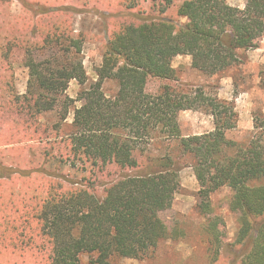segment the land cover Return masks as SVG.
I'll return each mask as SVG.
<instances>
[{
    "label": "trees",
    "instance_id": "16d2710c",
    "mask_svg": "<svg viewBox=\"0 0 264 264\" xmlns=\"http://www.w3.org/2000/svg\"><path fill=\"white\" fill-rule=\"evenodd\" d=\"M150 1H181L175 14L187 21L177 23L171 16L138 21L134 14H123L134 22L115 19L97 79L91 82L80 56L82 34L52 25L53 32L26 52V92L9 97L6 87L2 92L6 120L14 121L13 136L21 146L15 159L0 163L5 170L0 172L4 180L0 184L8 181L28 188L27 198L33 196L34 221L28 219L39 242L36 264H81L83 254L90 264H111L113 257L140 258L171 237L159 214L171 207L180 188L181 164L171 153L172 142L180 157L191 158L202 213H208L213 191L230 188L229 207L239 214L240 224L235 240L245 245L239 264H264V133H254L243 144L227 138L226 132L238 121L235 105L203 87L146 88L149 78H176L172 60L177 55H190L192 67L208 75L239 63L238 51L256 48L264 37V0H246L242 8L227 0ZM137 2L119 0L118 5L130 10ZM43 51L49 54L40 58ZM0 54L4 61L5 53ZM107 78L117 82L113 96L103 90ZM73 79L81 86L77 94L81 103L73 110L71 130L61 140L66 150H60L58 158L82 166L84 188H62L54 182L57 171L46 167L49 153L37 163L38 114L65 105L61 113L65 120L73 100L65 93ZM184 110H203L212 117L213 129L183 135L178 116ZM155 141L167 145L162 154L152 157L147 146ZM108 164L117 170L106 171ZM104 175L109 180L101 181ZM216 225L212 220L208 230ZM30 237L29 233V241ZM218 255L217 248L212 263Z\"/></svg>",
    "mask_w": 264,
    "mask_h": 264
},
{
    "label": "rangeland",
    "instance_id": "374dc122",
    "mask_svg": "<svg viewBox=\"0 0 264 264\" xmlns=\"http://www.w3.org/2000/svg\"><path fill=\"white\" fill-rule=\"evenodd\" d=\"M118 1L0 0V53H5L4 61L0 54V86L3 88L1 93L5 87L8 90L7 97L13 92L15 95L26 92L29 78V70L25 66L26 52L39 46L48 31L53 32L50 30L52 25L72 30L73 35L82 34L80 56L88 82H91L97 79V69L102 63L108 33L115 19L127 20V23H130L133 21L132 17L125 18L123 14H134L138 21L163 19L168 16L177 23L187 21L186 18L175 14V9L181 1L165 4L161 1L138 0L137 7L130 10L120 8ZM227 2L242 8L246 0ZM60 8L62 11L56 12ZM119 15L123 17H118ZM48 54L43 51L38 55L43 58ZM238 54L241 58L239 63L214 75L205 74L192 67L190 55H177L172 60L176 78H149L146 88L148 91H155L162 85H170L189 91L203 87L221 99L232 101L238 121L234 129L226 132V136L243 144L254 133H264V37L259 39L256 48L239 50ZM102 87L107 96H113L118 89L116 80L111 78L105 79ZM80 88L77 80L70 81L65 95L73 100L65 120L61 119L65 105H58L54 110L38 114L40 132L36 136L37 163L40 165L44 161V154L49 153L46 167L57 171V178L52 180L62 188L70 185L85 187V182L82 181V166L77 162L71 164V160L58 158L60 150H66L61 140L65 139L66 133L71 130L73 110L81 103L77 100ZM0 97L2 99V94ZM15 102H18L16 98ZM178 120L185 136L213 129L212 117L203 110L181 111ZM255 123L258 127H255ZM57 125L62 128L56 129ZM166 145L165 142H152L147 146V152L152 157L158 156L165 151ZM170 148L172 155L181 164L180 188L175 193L171 207L160 212L159 216L167 225L171 237L161 240L154 249L140 258L113 257L111 264H239L245 245L238 244L235 240L240 224L239 214L229 207L232 196L230 188L223 186L213 191L208 198V213H202L198 208L201 200L198 192L200 186L190 166L191 158L180 157L174 142ZM33 153L31 151V156ZM6 158L13 160L16 157L13 154ZM117 168L114 164L105 166V170L110 172L116 171ZM0 172L5 170L1 168ZM107 179L109 180L104 175L101 181ZM38 180L44 184V179ZM31 184L34 191V182H30ZM26 189L28 188L19 185L11 186L8 181L0 184V264H36L34 251L39 242L35 227L28 219L34 221L33 196L27 198L29 190ZM101 189L97 187V190ZM43 190L44 187L40 192ZM212 220L217 221V225L210 231L208 227ZM217 248L218 260L212 263V254ZM81 264H90L88 255L81 256Z\"/></svg>",
    "mask_w": 264,
    "mask_h": 264
},
{
    "label": "crops",
    "instance_id": "0c3cea01",
    "mask_svg": "<svg viewBox=\"0 0 264 264\" xmlns=\"http://www.w3.org/2000/svg\"><path fill=\"white\" fill-rule=\"evenodd\" d=\"M2 89L3 88H1L0 86V90ZM1 94L2 93L0 91V95ZM4 110V102L0 97V163L4 162L7 159V156L11 157L14 153H19L21 146V143L19 142L18 138H15V136H13L14 130L11 126L13 125L14 121H12L11 119L6 120ZM27 149V152L30 155L31 149ZM8 162H11V160H8ZM0 181L4 180L0 178Z\"/></svg>",
    "mask_w": 264,
    "mask_h": 264
}]
</instances>
